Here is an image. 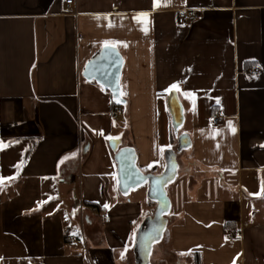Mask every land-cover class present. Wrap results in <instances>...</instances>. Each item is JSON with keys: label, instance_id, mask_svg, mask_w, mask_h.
I'll return each instance as SVG.
<instances>
[{"label": "crops", "instance_id": "crops-1", "mask_svg": "<svg viewBox=\"0 0 264 264\" xmlns=\"http://www.w3.org/2000/svg\"><path fill=\"white\" fill-rule=\"evenodd\" d=\"M66 1L0 0V264H138L158 203L148 184L120 192L107 137L161 175L172 91L191 146L149 264H264V0ZM181 10L195 19L179 25ZM105 41L120 42L122 106L83 75Z\"/></svg>", "mask_w": 264, "mask_h": 264}, {"label": "water", "instance_id": "water-1", "mask_svg": "<svg viewBox=\"0 0 264 264\" xmlns=\"http://www.w3.org/2000/svg\"><path fill=\"white\" fill-rule=\"evenodd\" d=\"M123 59L117 49L105 47L86 66L84 77L94 78L104 89L111 92L113 102L122 106L126 101L122 97L121 73ZM168 107L172 116L173 132L177 140V152L169 150L166 153L167 168L158 176L144 174L136 164V152L131 147L119 149L120 141L111 140L110 147L115 152V161L118 166L119 190L123 195L132 189L144 184L149 185V198L157 201L158 207L153 218H148L140 227L137 235L136 258L138 264H149V258L154 243L160 241L167 226L165 215L170 211V200L166 192V186L172 182L177 174V153L191 146V139L187 134L178 136L179 129L183 127L184 113L177 93L172 91L168 97ZM161 180V183H157Z\"/></svg>", "mask_w": 264, "mask_h": 264}, {"label": "built area", "instance_id": "built-area-1", "mask_svg": "<svg viewBox=\"0 0 264 264\" xmlns=\"http://www.w3.org/2000/svg\"><path fill=\"white\" fill-rule=\"evenodd\" d=\"M66 4L68 5L69 8H72L74 6V0H67ZM195 17H196V15L194 13H192L191 11L181 10V11H179V14L177 16V22L179 25H186V24L192 22L195 19ZM262 72H263V68L260 64L254 65L249 70V74L251 76H259L262 74ZM223 121H224L223 117H221L218 114H214L212 116V122L214 125H220L223 123ZM93 210L96 211L97 209L94 208ZM227 235L229 236V238L238 237V234L235 232H232V231L229 232ZM77 239L78 238L75 235H70L67 237V241L70 243L77 241ZM84 250L87 251L86 247L84 248Z\"/></svg>", "mask_w": 264, "mask_h": 264}, {"label": "snow or ice", "instance_id": "snow-or-ice-1", "mask_svg": "<svg viewBox=\"0 0 264 264\" xmlns=\"http://www.w3.org/2000/svg\"><path fill=\"white\" fill-rule=\"evenodd\" d=\"M154 3H155L156 5L167 6V3L165 2V0H154ZM134 19L142 20L143 23H145V24L149 23V21H148V14H147V13H141L138 17H134ZM143 30H144L145 32H147V27H145ZM115 43H120V42L117 41V42H115ZM115 43L110 44L109 41H105V42H104V46H105V47H114V46H115ZM171 88H172V89H176L177 91L180 90L176 84H173V85L171 86ZM185 95L187 96V95H189V94H188V93H185ZM218 102H219V101L217 100V103H218ZM229 127L231 128V130L233 131V133L236 131L235 128L232 127V125H231V121H229ZM218 131H219V130H217V132H218ZM101 134H103V133L101 132ZM107 139H109V140H114V139H116V138H113V137L109 136V137H107ZM3 147H4V142L0 141V148H3ZM168 147L170 148L171 145H168ZM161 151H163V149H161ZM4 179H5L4 177H0V183H3V180H4ZM7 179H12V177H8ZM161 182H162L161 180H157V183H161ZM105 207L107 208L108 205H105ZM134 237H135V234H134Z\"/></svg>", "mask_w": 264, "mask_h": 264}, {"label": "trees", "instance_id": "trees-1", "mask_svg": "<svg viewBox=\"0 0 264 264\" xmlns=\"http://www.w3.org/2000/svg\"><path fill=\"white\" fill-rule=\"evenodd\" d=\"M230 228H231V224H227V229L229 230ZM196 258H197V264H201L199 254L196 255Z\"/></svg>", "mask_w": 264, "mask_h": 264}]
</instances>
